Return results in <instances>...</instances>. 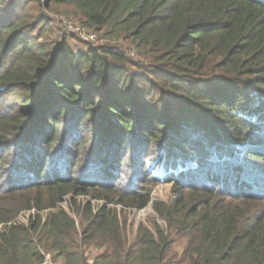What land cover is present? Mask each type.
<instances>
[{
    "label": "trees",
    "instance_id": "16d2710c",
    "mask_svg": "<svg viewBox=\"0 0 264 264\" xmlns=\"http://www.w3.org/2000/svg\"><path fill=\"white\" fill-rule=\"evenodd\" d=\"M60 6L102 44L48 38ZM260 163L264 0H0V264H264Z\"/></svg>",
    "mask_w": 264,
    "mask_h": 264
},
{
    "label": "rangeland",
    "instance_id": "374dc122",
    "mask_svg": "<svg viewBox=\"0 0 264 264\" xmlns=\"http://www.w3.org/2000/svg\"><path fill=\"white\" fill-rule=\"evenodd\" d=\"M41 12L52 23V25L50 26L53 28V30L51 29L50 33L46 34L48 38L58 37L59 39L60 36L62 35H59V33H56L57 31L73 34V36L71 37L67 35L69 37V38L67 37V42H68V45L75 51H77L78 49H83L86 41L93 42L96 44L98 43L102 44L103 42L102 40L97 39V36L94 33H88L78 23V21L74 19L71 14L68 13L69 11L65 9L64 7H61V6L52 7V8L44 7L41 9ZM42 39L43 38H41L40 40ZM260 166H262L264 169V165L262 163H260ZM258 176L264 179V172L260 173ZM173 194H175V190L173 189V187L169 184H163V183L154 186L151 192L152 198L161 199L164 201H168L169 199H172L174 197ZM86 200H89L94 210L97 209V207L101 204L100 201L93 200L91 199L90 196L87 195L86 197L84 196L78 197L76 205L71 204L70 197H67L59 205L60 208L64 209L75 220L77 228H78V224L80 220V217L76 214L77 205L79 203L82 205V203L86 202ZM47 211L48 210H44L39 213L44 216L47 213ZM118 212H120L119 214L120 221L123 222V220H125L124 229L127 231L128 245H132L133 242L135 241L134 236L136 234V230L139 225H143V226L145 225L147 227H150L153 224V222H156L161 227L165 228L167 226V224L163 220L158 218L157 214L153 210L150 203H148L146 206L139 208V209H136V208H126L125 209L123 207L122 208L118 207ZM34 213H36L35 210L22 211L21 213L17 215V217L15 218V221L18 223L24 224L27 222L30 215H33ZM174 237L176 240L174 244V248H175L174 250H183V248L185 247V240L182 237V235L180 236L174 235ZM86 250H92L90 251L91 255H88V258L89 256H91L90 257L91 259L93 257L92 254L95 252L96 254H98L100 249H98L96 246H91V247H88ZM49 260L50 261H47V264H53V262L50 259V256H49Z\"/></svg>",
    "mask_w": 264,
    "mask_h": 264
},
{
    "label": "built area",
    "instance_id": "2783aa9c",
    "mask_svg": "<svg viewBox=\"0 0 264 264\" xmlns=\"http://www.w3.org/2000/svg\"><path fill=\"white\" fill-rule=\"evenodd\" d=\"M91 37H92V36H91ZM47 261H50V260H49V256H46L45 261H44L43 264H47Z\"/></svg>",
    "mask_w": 264,
    "mask_h": 264
}]
</instances>
